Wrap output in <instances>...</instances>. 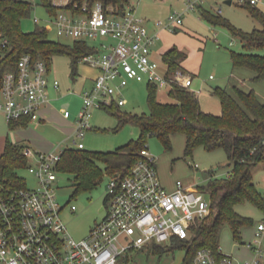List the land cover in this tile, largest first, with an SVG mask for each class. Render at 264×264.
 <instances>
[{
    "label": "built area",
    "instance_id": "2783aa9c",
    "mask_svg": "<svg viewBox=\"0 0 264 264\" xmlns=\"http://www.w3.org/2000/svg\"><path fill=\"white\" fill-rule=\"evenodd\" d=\"M240 1L257 5L261 0ZM186 2L187 9H195L203 0ZM53 4L57 12H50V22L57 31L94 48L79 59V64L99 70L93 85L81 94L83 106L73 131L77 138H84L91 128L95 109L126 105L124 89L132 80H147L168 88L172 80L192 86L193 76L181 69L172 79L168 71L161 72V63L152 56L160 34L150 31L131 2L125 9L101 0L74 6L69 5V0H53ZM34 20L41 19L36 16ZM183 22V13L175 12L170 14L168 23L160 19L157 24L176 30ZM7 42L0 23V62L6 56ZM50 70L45 59L24 52L16 67H8L1 74L0 111L8 121L22 117L40 119L41 108L50 99V87L59 89L61 85L58 78H51ZM74 143L78 148L85 147L76 138ZM69 147L57 153L24 147L26 168L37 181L34 188L27 183L12 187L0 181V264H119L122 256L137 248L165 243L174 237H190L195 222L210 213L209 191L199 184L166 187L157 159L145 144L129 172L110 174L101 209L105 210L103 218L84 237H74L62 218L65 206L58 200L55 186L59 162ZM71 209L75 211L77 205L71 204ZM263 232L262 221L256 234L260 237ZM219 250L220 256L209 246L200 247L195 264H240L221 246ZM254 250V256L244 264L264 263L263 249Z\"/></svg>",
    "mask_w": 264,
    "mask_h": 264
},
{
    "label": "rangeland",
    "instance_id": "374dc122",
    "mask_svg": "<svg viewBox=\"0 0 264 264\" xmlns=\"http://www.w3.org/2000/svg\"><path fill=\"white\" fill-rule=\"evenodd\" d=\"M138 14L142 17L145 12L153 14L155 21L163 20L168 23L169 16L175 12L183 13V29L192 35V40H188L186 51L191 58V69H194V79L199 81L197 93L200 97L202 108L213 114H221L222 105L219 96L213 94L216 86L226 88L234 96L238 97V90H254L264 95V78L255 80L256 74L253 68L247 66H234L231 52L243 51V44L240 38L233 36L231 31L222 25H212L201 14V8L230 20L235 26L251 31L256 27H261V23L255 19L245 5L240 0H203L202 6L195 9H187L186 0H131ZM109 5H112L110 3ZM256 6L264 11V0ZM41 20L36 22L34 17ZM144 18V17H143ZM51 14L42 4H35L30 15L22 19V27L25 31H34L39 25H51L49 38L53 41L73 45L75 39L60 34L56 27L50 22ZM264 54V49L260 50ZM80 65V64H79ZM82 70V66L79 67ZM165 73V69H161ZM213 75L210 77V75ZM50 75L60 80V88H50V104L60 111L64 105L69 107L71 117L68 119H50L42 124L31 123L29 127H19L14 130L19 138H24L35 151L59 152L65 147L78 148L74 143L82 141L85 144L83 149L91 151H110L127 144L131 140L139 139L141 129L134 122L119 124L116 116L111 114L106 108H98L93 111L90 119L91 128L86 132L84 138L79 139L73 134L77 118L83 106V97L79 93L82 87V77L73 76L72 58L66 53H56L51 57ZM148 81L132 80L124 89V96L127 99L125 110L132 114L148 113ZM159 100L166 102L172 98L168 95V87H160L157 91ZM31 128V129H29ZM29 129L27 132H22ZM11 132L9 121L3 112L0 111V132ZM22 136V137H21ZM16 137V138H17ZM152 155L157 159V166L163 184L169 189L182 183L185 186L195 184H206L209 178V170L218 177H226L232 169L229 164L230 159L227 152L222 147L212 150L204 145H197L192 154H186V135L177 132L172 135V148L168 149L157 136H150L145 143ZM5 147V145H4ZM4 148L0 147V156ZM198 163L199 168L195 167ZM105 168V164L99 162ZM25 178L27 186L34 188L37 181L28 168L19 170ZM254 181L264 195V160L255 164L252 168ZM110 174L105 172L97 185L89 190H82L75 193L74 175L67 172H59L55 186L57 187L58 200L65 208L62 211V218L66 222L70 233L77 238H82L88 234L90 229L98 220L103 218L105 210H101L107 193V184ZM76 204L77 209L72 211L71 204ZM237 210L243 215L253 218V223L242 228L241 239L239 241L229 224L225 223L220 232L219 242L224 252L232 255L237 262L244 264L251 259L255 250L254 247H261L264 253V232L257 236V227L260 222H264V209L249 200H245L236 205ZM259 239V241H257ZM252 243V246H251ZM254 246V247H253ZM186 250L182 247L173 249L166 248L162 252L149 251L144 248L142 251H132L127 253L130 258L122 256L119 264H185ZM264 264V263H262Z\"/></svg>",
    "mask_w": 264,
    "mask_h": 264
},
{
    "label": "trees",
    "instance_id": "16d2710c",
    "mask_svg": "<svg viewBox=\"0 0 264 264\" xmlns=\"http://www.w3.org/2000/svg\"><path fill=\"white\" fill-rule=\"evenodd\" d=\"M85 1L69 0V5H81ZM105 4H114L125 9L131 0H101ZM42 4L51 13L57 12L53 0H0V23L8 37L5 47L6 56L0 62L1 74L8 67H16L17 60L24 52H31L34 58H43L51 68V57L56 53L71 56L73 76L78 73L79 59L94 48L87 42L75 41L73 45L53 41L49 38V29L39 25L34 31L27 32L22 27V19L30 15L35 4ZM248 9L252 16L261 23L251 31H245L230 20L198 5L202 16L212 25L227 27L233 36L241 39L243 51L232 50L234 66H247L256 72L254 79L264 78V11L251 3ZM188 56L185 49L173 46L164 52L163 59L168 67V77L172 79L178 69H183L182 61ZM160 87L155 82H148L149 112L132 114L122 110V106L112 104L106 109L116 116L119 124L134 122L139 125L141 135L116 150L89 151L83 148H66L59 162L60 172L74 175L75 193L95 187L105 172L126 174L141 157V150L150 136H157L164 145L172 148V135L183 132L186 135V154H192L197 145H204L212 150L218 147L227 152L232 169L228 176L218 177L209 170L206 184L200 185L209 191L210 213L193 225V234L188 238L174 237L165 243H153L132 251L162 252L166 248L182 247L186 250L185 264H195L197 250L202 246L211 247L220 256V232L227 223L235 237L241 239L242 228L253 223V218L240 213L236 205L249 200L264 209V195L258 189L252 173L255 164L264 160V101L254 90H238V97L226 88L216 86L213 93L219 96L222 112L213 114L202 108L196 90L172 80L168 88L171 101L158 99ZM29 119L22 117L9 121L11 129L27 125ZM20 142L6 141L0 156V181L9 186H26L25 178L19 170L28 165V158ZM99 162L105 164V168ZM131 251V252H132ZM130 258L129 254L126 256Z\"/></svg>",
    "mask_w": 264,
    "mask_h": 264
},
{
    "label": "crops",
    "instance_id": "0c3cea01",
    "mask_svg": "<svg viewBox=\"0 0 264 264\" xmlns=\"http://www.w3.org/2000/svg\"><path fill=\"white\" fill-rule=\"evenodd\" d=\"M142 17L146 20V23L152 33H159L160 34V39L156 41V43L153 46V52L152 56L158 60L161 63L160 70L163 68L165 69V72L168 71L167 64L164 62L163 55L164 52L170 49L173 46H178L182 49L186 50V47L189 45L188 40H192V35L188 34V32H185V30L182 28L184 24L179 26L176 30H171L167 26L163 25H158L157 22L155 21V17L153 14L145 12V14H142ZM191 58L187 56L183 61H182V67L183 71L191 74L192 76L196 74L194 69H191ZM82 66V70L79 69V67ZM98 69L96 67L90 66L88 64H80L78 65V75L82 77V87L81 90L79 91L80 94H82V91L85 88L91 87L93 85L94 79L98 74ZM51 76V75H50ZM213 75L211 74L210 77ZM51 78H53L51 76ZM199 81L194 79L193 76V84L191 86L192 89L196 90L199 89L197 88ZM54 88V87H50ZM56 89V88H55ZM59 90V89H58ZM213 93V92H212ZM214 94V93H213ZM260 96V99L264 101V95H262L260 92L258 93ZM53 105L50 104V101H48L40 111V119L39 120H29L27 125L19 126V127H29L31 123H36V124H42L43 122H48L52 118H56V116L59 118H65L68 119L71 117V112L69 110L68 106H63L60 108V111H58L56 108L52 107ZM66 111H69V115H66ZM2 112V111H1ZM17 127V128H19ZM16 129V128H14ZM31 129V128H29ZM29 129L22 131V132H27ZM74 131V130H73ZM11 132L14 134L10 135L6 130L3 132H0V147L5 148L4 145L6 144V141L10 139L13 142H20L26 146L32 147L24 138H19L16 136V134H19L17 131L14 133V130L12 129ZM17 137V138H16ZM22 137V136H21ZM4 151V150H3ZM186 253V252H185Z\"/></svg>",
    "mask_w": 264,
    "mask_h": 264
},
{
    "label": "water",
    "instance_id": "95a60500",
    "mask_svg": "<svg viewBox=\"0 0 264 264\" xmlns=\"http://www.w3.org/2000/svg\"><path fill=\"white\" fill-rule=\"evenodd\" d=\"M226 2H228V3H232V0H226ZM101 209H102V207H101Z\"/></svg>",
    "mask_w": 264,
    "mask_h": 264
}]
</instances>
